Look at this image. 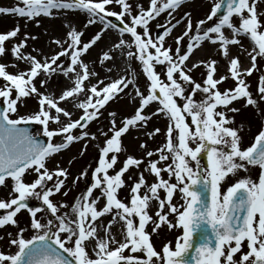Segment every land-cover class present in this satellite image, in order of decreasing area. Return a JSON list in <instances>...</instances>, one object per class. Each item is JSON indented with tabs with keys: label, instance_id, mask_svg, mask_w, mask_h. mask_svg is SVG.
<instances>
[{
	"label": "snow or ice",
	"instance_id": "6c2138e0",
	"mask_svg": "<svg viewBox=\"0 0 264 264\" xmlns=\"http://www.w3.org/2000/svg\"><path fill=\"white\" fill-rule=\"evenodd\" d=\"M184 3L148 0L147 7L141 3L133 7L129 0H20L16 6L0 7V14L19 15L37 26L39 17H54L64 10L86 13L83 29L101 25L84 41L83 30L66 21L67 39H55L60 50L43 59L23 51L28 39H37L25 33L10 51L29 66L11 73L8 65L0 63L4 81L0 85V186L11 181L8 198L0 199V210H4L0 228L17 229L15 234L7 233L15 251L0 250V264H264V128L244 146L242 126H233L234 114L240 111L235 102L243 100V107L254 108L264 103V74L258 77L255 94L245 79L259 70L258 57L264 60V21L260 19L264 13L258 11L264 0H213L204 18L195 22L188 11L179 19L174 16ZM161 14L167 20L156 26L163 31L153 35L151 22ZM182 22L183 31L172 37L173 47L167 38ZM112 30L118 35L108 50H101L99 63L113 61L114 52L119 51L127 62H138L141 71L133 68L106 83L83 56ZM18 32L19 25L0 33V55L7 51L5 42ZM242 37L249 39L250 49L244 48ZM205 41L228 58L227 75L216 78L217 60L211 56L189 66L194 51ZM233 45L249 57V67L241 66L239 55L231 56ZM200 67L205 72L202 81H197L191 73ZM57 71L72 80L58 96L47 91L48 79ZM140 75L145 77L143 89L137 80ZM229 78L234 86L221 90L219 85ZM129 86L131 94L125 92ZM198 93L202 99L196 98ZM121 94L129 96L136 107L119 126L116 112L108 113L109 128L99 133L104 139L102 146L97 145L92 183L71 204L54 201L56 194L67 196L70 173L58 162L49 169L48 160L74 143L81 144L83 155L88 144L99 139L89 125ZM28 98L37 101V109L20 114ZM62 103L79 110L78 118ZM153 104L154 110L146 112ZM154 117L167 118L163 144L146 150L143 157L127 155L117 168L118 154L126 151L122 136L130 129H146ZM30 122L40 126L35 135L21 127ZM53 124L56 127H50ZM160 133L155 127L146 135L152 139ZM140 149H147V143L141 142ZM202 154L206 165L201 164ZM141 164L144 170L127 184L125 174ZM249 166L259 167L258 179L239 177ZM145 172L154 177L152 182ZM26 173L34 174L31 182L25 181ZM87 175L86 168L73 178V185ZM230 175L238 178L228 184ZM126 186L129 195L121 199L119 191ZM33 197L41 201L40 207H29L27 201ZM153 203L156 207L150 213ZM21 210L29 214L27 228L17 220ZM106 215L110 219L105 223ZM117 224L120 239L112 231ZM161 227L177 234L157 250L152 235ZM245 245L247 250H243Z\"/></svg>",
	"mask_w": 264,
	"mask_h": 264
},
{
	"label": "rangeland",
	"instance_id": "374dc122",
	"mask_svg": "<svg viewBox=\"0 0 264 264\" xmlns=\"http://www.w3.org/2000/svg\"><path fill=\"white\" fill-rule=\"evenodd\" d=\"M19 2L20 0H0V7L16 6L17 4H19ZM129 2L132 3L133 7H135L137 3L144 4L145 7H147V4H148V0H129ZM212 2L213 0H185V3L183 4V6L174 13V16L177 19H179L185 11H188L191 13V18L195 22L198 19L204 18L205 14L209 11ZM113 8L116 11L120 10L115 5H113ZM258 11L264 13V3L259 4ZM38 19L40 21L39 26H37L35 21L28 20L26 18L20 17L19 15L0 14V33H6L7 31L12 30L17 25H19V32H18L17 37L10 38L8 41L5 42V47L7 51L5 52V54L0 55V63H4L5 65H8L7 70L9 72L16 73L18 71L25 70L29 66L25 61H17L15 57L12 56L11 51H10L11 47L14 44L18 43L21 39H23L25 33L30 34V36H35L37 37V39H28L27 44L24 47L23 51L25 53L31 52L33 55H37L38 58L43 59L44 56H50L54 52L60 50L59 46L53 42L55 39H60L62 41H65L67 39L66 32L68 29L65 26L66 21L71 23L77 29L83 30L84 34H83L82 39L84 41H87L101 27V25L97 23V24L88 26L86 29H83L82 26L86 23V13L79 12V11L64 10L62 13H58L54 17L41 16ZM260 19L264 21V15H261ZM166 20H167V17L166 15H164L162 19L158 21L157 23H164ZM157 23L151 22V30L153 32V35H156L157 30L160 29L156 26ZM211 23L212 22H209V24ZM184 26H185L184 23H182L180 27H178L175 31L172 32V35L167 38L168 44H172L173 47L175 46L173 43L172 37L179 35L183 31ZM112 31L116 32L115 30H112ZM225 34L230 35V33L227 30H225ZM241 43L246 49H250L252 47L251 42L249 41L248 38L242 37ZM207 44H209V42H207ZM98 45L99 47H97ZM109 47H110L109 45H106L104 43L101 44V41H99L96 44V46L92 47L88 51V53H86L83 56V59L89 63L90 68L94 70L95 72H97L99 74V78L104 79L106 83L109 80L116 78V76L113 74L115 70L108 65V62H106L104 65H101L99 63L98 57L101 54V50H108ZM230 52H232L230 54L234 53L236 55H239L241 58L248 60L247 55L243 54L241 52V49L238 46H234V45L231 46ZM115 55H116V51L114 52V56ZM208 58L209 56H205L202 59L206 60ZM211 58L216 59L217 64L221 63L218 60L220 58V54L217 53L216 55L211 56ZM61 59L63 60L65 58L62 57ZM13 64L17 66L12 67L11 65ZM190 64L191 62L189 63V66ZM247 64L249 67L250 60L247 61ZM109 68H111L112 70L108 71ZM133 68L135 69L136 73H139L141 71L138 62L132 61L131 63H129L126 60V57H124V74L126 71L131 72V69ZM258 69H259L258 71L254 70L251 76L245 77L246 82L250 85L251 91L257 85L258 77L261 74H264V60L260 59L259 57H258ZM157 71H161V69L158 67ZM204 72H205V69L203 67H200L198 69L193 70L191 75L193 76L195 80L202 81L203 79L202 73ZM115 74L119 75V69L117 70V73ZM227 74H228V68L218 73L216 78H218L221 75H227ZM41 78H43V76ZM137 80H138L139 86L141 87V89H143L144 84H145V77L143 75H140L137 77ZM67 81L71 82L72 80L64 76L62 72L57 71L56 73H53L48 79L47 91L51 94L58 96L61 90L71 86L72 83L68 85ZM3 83L4 81L0 79V85H3ZM233 86H234V81L231 78L227 79L226 81L222 82L219 85L221 90L225 88L233 87ZM41 90L43 91L44 89H41ZM252 92L255 94L254 91ZM127 93H132L131 86ZM83 98H84L83 95H81L80 99H83ZM196 98L202 99L201 94L198 93ZM62 106L67 107L73 111L74 119L78 118L80 112L79 110L74 108L72 104L62 103ZM135 107H136V104L131 102L129 96H126L123 94L120 95L119 98L114 99L113 101H110L106 105V107L101 110L103 115L98 120H96L95 122H92L89 125V131L97 132L98 136L100 132H106L109 128V120H110L108 113L113 112V111L116 112L117 114L116 119L118 121V126H119V122L122 120L123 117L130 116L131 114H133ZM153 107H155V104L150 106L152 110H154ZM247 108H248V112H247L248 115L250 116L254 114L259 115L264 124V103H261L259 105V108H254L251 106ZM36 109H37V101L34 98H28L26 101V107L22 106L19 109V111H20V114H25L27 112L35 111ZM146 112H150V111H146ZM247 114H245V116H247ZM229 115H233V114L229 113ZM234 116H235L236 123L233 126H241V122L244 121L243 119H245V117H242L239 113H235ZM167 123L168 121H167V118L165 117H159V118L154 117L148 122L146 129H130L128 133L124 134L121 139H122V146L124 149H126V151H122L121 153L118 154L119 161L117 163V168H119L120 166V161H123V159L127 155H133L135 157H143L144 152L146 150H152V149H155L156 147L161 146L164 142L163 131ZM50 127H56V125L53 124V125H50ZM155 127L160 128L161 133L157 134L155 138L149 139V137L146 135V132L150 131L151 129ZM39 128L40 126L38 125V131H39ZM108 134L111 135V133H108ZM240 134H243V133L241 132ZM55 139L57 142H59L60 140L59 137ZM103 139H104L103 136H99L98 140L90 142L88 144L87 151L84 152L83 155H80L81 144L74 143L67 150H63L60 154L54 155L51 159L48 160L47 166L49 167V169L55 168L58 162L61 167L68 168L69 173H70L67 179L66 188H65V190L68 191L67 196H64L62 194H56L52 197L54 201H66L69 204H71L72 202H74V198L79 196L86 189V186L92 183L91 170L92 168L95 167L97 163V157H98L97 145L102 146ZM141 142L147 143V149L145 150L140 149ZM252 142H250L248 145H250ZM73 158H74L73 162L69 165L68 161ZM147 159L148 158L145 157V160ZM201 164L204 165L203 158H201ZM193 166H195L194 162H193ZM144 167H145L144 164H141L140 168L132 167L125 174V177H124L127 184L130 185L137 178L138 173L144 170ZM86 168L88 169V175L80 178V180L75 185H73L72 183L73 178L78 176L79 173ZM259 172H260V169L258 166H249L247 172H244L243 170L240 171L239 177L249 176L255 180V179H258ZM144 174H145L146 179L149 182L153 181L154 179L153 176H151L147 172H145ZM164 175H165V178H167V174L165 173ZM129 176L132 177L131 180L128 179ZM33 178H34V174H29V173L25 174L26 182H31ZM237 178L238 177H233L230 175L227 183L228 184L234 183ZM10 187H11L10 180H8L5 186H0V199L8 198ZM225 187H227V184H225ZM128 195H129V190L127 186L120 189L119 196L121 199H124ZM29 199H31L32 201L39 204V206H41V201H39L38 199L34 197L29 198ZM175 199L176 200L179 199L178 193ZM155 207L156 205L155 203H153L152 208L150 209V213L154 212ZM109 219L110 217L107 215L103 217V221L105 223ZM17 220L21 227L27 228V225L29 223L28 212L26 210H21V212L18 213L17 215ZM137 222H138V218H137ZM119 228L120 226L118 224L112 228V231L116 235L117 239H120ZM148 230L151 231V225L148 226ZM16 231L17 229L10 225L0 228V250L5 251V252L15 251L14 247L9 246V243H8L9 237L7 233L12 232L13 234H15ZM176 234L177 233L175 230L169 231L166 227H161L158 230L157 234L152 235V242L154 246L157 248V250H159L161 246L163 245V243L173 240ZM25 235L30 237L31 233L26 231ZM243 250H247L246 245Z\"/></svg>",
	"mask_w": 264,
	"mask_h": 264
},
{
	"label": "bare ground",
	"instance_id": "6f19581e",
	"mask_svg": "<svg viewBox=\"0 0 264 264\" xmlns=\"http://www.w3.org/2000/svg\"><path fill=\"white\" fill-rule=\"evenodd\" d=\"M164 15L165 14H161V16L158 17L157 20L153 21L152 23H157L158 21H160L162 19V17ZM182 23L179 26H177L175 28V30L178 27H180L182 25ZM117 35H118L117 32L109 31L100 40L101 44L104 43L106 45L111 46L112 42L114 40H116ZM97 47H99V45ZM95 50H96V48H95ZM217 53H218L217 46L212 45V44L210 45V43L207 44V42H204L203 47L194 51V54L192 55L190 62L196 61L198 59H202L205 56H213V55H216ZM230 53H232V52H230ZM231 55L236 56V54H234V53ZM247 58H248V60H250L248 56H247ZM227 59L224 56L220 55V58L218 60L221 63L216 65V67H217L216 77H217L218 73H220L221 71H224L228 68V60ZM248 60L240 57L241 66L243 68L248 67V64H247ZM108 65L115 70L113 72V74L116 76V78H118L119 76L125 75L124 74V56H122L119 51H116L115 59L113 61H109ZM118 69H119V75H116L115 73H117ZM67 82H68V85H70V83H72V81L71 82L67 81ZM129 88H130V86H129ZM129 88L125 89V92H128ZM256 88H257V85L253 88L252 91L256 92ZM235 107L239 108L240 111L238 113L242 117H245V119H243L244 121L241 122L242 133H243V134H241V136H242L243 145L247 146L250 142H252L254 140L255 135L258 134V132L261 130V128H264V124H263V121L259 115L254 114V115L250 116L247 114L248 108L243 107V100H241L239 102H235ZM153 108H155V107H153ZM146 111H152V109L150 107H148L146 109ZM245 114H247V116H245Z\"/></svg>",
	"mask_w": 264,
	"mask_h": 264
},
{
	"label": "water",
	"instance_id": "95a60500",
	"mask_svg": "<svg viewBox=\"0 0 264 264\" xmlns=\"http://www.w3.org/2000/svg\"><path fill=\"white\" fill-rule=\"evenodd\" d=\"M218 14H219V15H222V14H223V9H221L220 12H219ZM112 20H113L114 23H117V24L119 25V21L116 20V18L113 17ZM162 31H163L162 29H159V30L157 31V34H161ZM21 127H27L28 130H29L33 135H35V133H36V131H37V125H36L35 123H33V122H30V123H28V124L21 125ZM37 138L46 141V139H45L44 137H42V136H37ZM203 156H204V155H203ZM204 158H205V161H206V163H207L206 156H204ZM27 203H28L29 207H32L30 201H27ZM0 214H1V211H0Z\"/></svg>",
	"mask_w": 264,
	"mask_h": 264
}]
</instances>
